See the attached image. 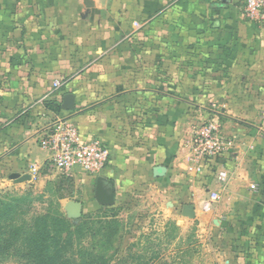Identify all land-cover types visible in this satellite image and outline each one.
<instances>
[{
	"label": "crops",
	"instance_id": "obj_1",
	"mask_svg": "<svg viewBox=\"0 0 264 264\" xmlns=\"http://www.w3.org/2000/svg\"><path fill=\"white\" fill-rule=\"evenodd\" d=\"M68 92L74 110L62 108ZM59 116L110 149L100 176L115 203L157 186L182 234L198 224L208 264H264V26L232 2L0 0V187L33 182L12 176L38 164V177L74 181L84 213L104 204L100 176L44 166L39 139ZM211 117L234 147L197 164L187 141Z\"/></svg>",
	"mask_w": 264,
	"mask_h": 264
},
{
	"label": "rangeland",
	"instance_id": "obj_2",
	"mask_svg": "<svg viewBox=\"0 0 264 264\" xmlns=\"http://www.w3.org/2000/svg\"><path fill=\"white\" fill-rule=\"evenodd\" d=\"M48 168L50 175L57 172ZM74 189L73 180L55 174L37 177L33 182L1 186L0 197L29 195L35 199L33 205L38 211L61 210L73 230L86 227L81 245L102 255L108 264H208L213 260L212 252L205 250V238L196 235L198 224L188 222L182 234V225L176 224L175 212L166 208V196L158 192L157 186L144 185L116 203L87 205L79 219L68 217L66 210ZM187 205L179 211L185 213ZM0 264L27 263L10 257L0 259Z\"/></svg>",
	"mask_w": 264,
	"mask_h": 264
},
{
	"label": "built area",
	"instance_id": "obj_3",
	"mask_svg": "<svg viewBox=\"0 0 264 264\" xmlns=\"http://www.w3.org/2000/svg\"><path fill=\"white\" fill-rule=\"evenodd\" d=\"M232 3L241 10L245 18L264 26V0H232ZM61 86V82L55 81L54 91H59ZM187 142L197 164L234 147V142L224 135L222 121L218 117L200 122ZM39 144L49 153L44 166L64 173L78 169L86 175L100 176L110 161L108 146L99 138H84L78 124L68 116L53 119L39 139ZM40 169V165L32 164V178L39 176ZM225 176V172L221 173L220 179L223 180ZM203 208L211 209V202H205Z\"/></svg>",
	"mask_w": 264,
	"mask_h": 264
},
{
	"label": "trees",
	"instance_id": "obj_4",
	"mask_svg": "<svg viewBox=\"0 0 264 264\" xmlns=\"http://www.w3.org/2000/svg\"><path fill=\"white\" fill-rule=\"evenodd\" d=\"M47 105L60 110L57 102ZM31 196L0 197V259L15 258L27 264H108L102 255L84 248L86 227L72 229L60 210L34 207Z\"/></svg>",
	"mask_w": 264,
	"mask_h": 264
},
{
	"label": "water",
	"instance_id": "obj_5",
	"mask_svg": "<svg viewBox=\"0 0 264 264\" xmlns=\"http://www.w3.org/2000/svg\"><path fill=\"white\" fill-rule=\"evenodd\" d=\"M222 3H231L232 0H220ZM75 94L68 92L64 94L62 108L64 110H74L75 109ZM166 172L164 166L159 165L155 168V174L157 176H162ZM30 176V177H29ZM13 178H18L19 181H24L26 179H31V174L26 177H21L20 174L16 173L12 176ZM97 194L100 202L104 204H112L115 200V185L114 182L105 177H98L97 179ZM185 213L188 215L192 214V206H185ZM67 215L72 219H79L83 216V204L80 201L72 200L68 203L67 207Z\"/></svg>",
	"mask_w": 264,
	"mask_h": 264
}]
</instances>
